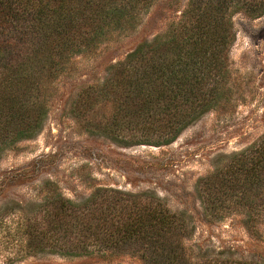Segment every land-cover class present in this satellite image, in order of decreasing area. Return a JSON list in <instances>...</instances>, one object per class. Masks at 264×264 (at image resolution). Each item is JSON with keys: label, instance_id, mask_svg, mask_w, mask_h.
Here are the masks:
<instances>
[{"label": "rangeland", "instance_id": "1", "mask_svg": "<svg viewBox=\"0 0 264 264\" xmlns=\"http://www.w3.org/2000/svg\"><path fill=\"white\" fill-rule=\"evenodd\" d=\"M186 2L140 3L129 22L107 31L87 52L65 53L58 72L46 52L45 60L34 62L31 82L12 83L15 97L5 101L13 117L28 118L36 102L44 104V115L30 136L0 149V264H148L152 249L142 239L117 249L95 246L86 258L26 248V222L35 224L59 198L79 203L99 189L98 201L108 193L130 194L139 206L153 209L160 202L181 215L186 228L164 241L175 253L182 249L188 263L234 258L264 264V167L250 179L229 169L234 156L264 143V14H233L234 38L219 83L224 94L172 142L149 144L138 126L120 132L125 141L108 131L116 128L119 103L115 92L100 88L106 77L115 84L112 66L165 33ZM17 7L11 5L10 16L0 21V46L15 53L53 49L51 16L40 44L27 17L16 19ZM103 127L107 133L95 129Z\"/></svg>", "mask_w": 264, "mask_h": 264}, {"label": "trees", "instance_id": "2", "mask_svg": "<svg viewBox=\"0 0 264 264\" xmlns=\"http://www.w3.org/2000/svg\"><path fill=\"white\" fill-rule=\"evenodd\" d=\"M148 1L0 0V21L10 16V6L17 4L16 19L25 16L29 20L34 35L39 33L40 44L46 33L41 29H47V16H51L57 42L51 50L36 46L16 53L0 46V111L4 109L6 115L0 119V149L30 136L44 115V104L36 102V111L28 118L13 117L11 105L5 101L15 97L13 82H31L33 64L45 60L46 52L50 54V67L58 72L65 53L87 52L107 31L129 22L139 10L138 5ZM236 12L261 16L264 0H187L165 33L142 42L112 66L115 84L106 77L100 90L115 92L119 103L116 128L108 130L115 139L125 141L120 132L138 126L147 132V143H170L184 127L219 102L225 90L219 83L224 79L227 52L234 38L232 18ZM95 129L107 133L105 127ZM234 157L229 169H241L250 179L258 166L264 167V143H254ZM100 191L79 203L59 198L35 224L26 222V248L86 258L92 257L95 246L98 250L117 249L142 239L152 249L148 264H263L234 258L188 263L182 249L175 253L166 248L169 244L164 241L166 235L186 228L181 215L162 207L160 202L153 209L139 206L136 196L130 194L108 193L98 201ZM261 212L264 214V209Z\"/></svg>", "mask_w": 264, "mask_h": 264}]
</instances>
